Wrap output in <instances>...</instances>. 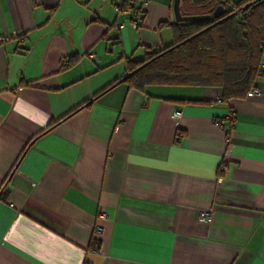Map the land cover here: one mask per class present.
Instances as JSON below:
<instances>
[{"label": "crops", "instance_id": "0c3cea01", "mask_svg": "<svg viewBox=\"0 0 264 264\" xmlns=\"http://www.w3.org/2000/svg\"><path fill=\"white\" fill-rule=\"evenodd\" d=\"M135 1L134 29L116 0H0V264H264V46L242 100L138 92L125 59L176 22L173 0Z\"/></svg>", "mask_w": 264, "mask_h": 264}, {"label": "trees", "instance_id": "16d2710c", "mask_svg": "<svg viewBox=\"0 0 264 264\" xmlns=\"http://www.w3.org/2000/svg\"><path fill=\"white\" fill-rule=\"evenodd\" d=\"M218 6L223 14L217 18L174 23L170 46L147 54L141 61L125 59L127 75L122 82L141 93L148 86L218 88L223 104L244 99L255 78L263 75L258 68L264 46V0H240L232 4V10H226L222 3ZM203 13L207 11L193 6L187 15ZM118 82L103 88L69 115L88 107ZM181 137L177 133L175 141ZM90 247L96 250L98 243L93 240Z\"/></svg>", "mask_w": 264, "mask_h": 264}, {"label": "built area", "instance_id": "2783aa9c", "mask_svg": "<svg viewBox=\"0 0 264 264\" xmlns=\"http://www.w3.org/2000/svg\"><path fill=\"white\" fill-rule=\"evenodd\" d=\"M137 1L135 0H116V8L119 13L122 15H130L132 16L131 19V26L132 28H137L139 24V17H140V8H136ZM5 39L0 37V43H2ZM254 95H259L258 90H252ZM179 114L175 113L174 116L177 117ZM216 124H224V122L219 121L215 122ZM104 215L101 216L103 218ZM199 219L203 223H210L211 222V215L208 212H201L199 214ZM101 228L96 227L94 229V234L98 235L101 233Z\"/></svg>", "mask_w": 264, "mask_h": 264}, {"label": "water", "instance_id": "95a60500", "mask_svg": "<svg viewBox=\"0 0 264 264\" xmlns=\"http://www.w3.org/2000/svg\"><path fill=\"white\" fill-rule=\"evenodd\" d=\"M194 3L191 1H187L188 7H193ZM181 0H173L172 5V11L174 15V19L176 23H186V22H196V21H204V20H210L211 18H217L219 15L223 14V12H220L219 7L216 9H209L207 10V13L199 14V15H187L186 13H183L181 10ZM197 6H205V5H197ZM246 7L243 9L245 10ZM220 13H217V12Z\"/></svg>", "mask_w": 264, "mask_h": 264}, {"label": "flooded vegetation", "instance_id": "af4514ba", "mask_svg": "<svg viewBox=\"0 0 264 264\" xmlns=\"http://www.w3.org/2000/svg\"><path fill=\"white\" fill-rule=\"evenodd\" d=\"M185 1H186V0H182V2H184V3H185ZM183 11H184L183 13H186V14H188V12L190 13V11H188L187 8H186V10L184 9ZM217 13H219V11H218Z\"/></svg>", "mask_w": 264, "mask_h": 264}]
</instances>
